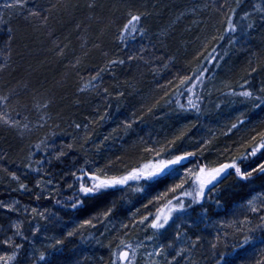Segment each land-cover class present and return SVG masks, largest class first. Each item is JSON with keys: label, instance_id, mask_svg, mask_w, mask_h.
Segmentation results:
<instances>
[{"label": "trees", "instance_id": "obj_1", "mask_svg": "<svg viewBox=\"0 0 264 264\" xmlns=\"http://www.w3.org/2000/svg\"><path fill=\"white\" fill-rule=\"evenodd\" d=\"M92 2L1 3L0 96L11 97L7 111L21 122L0 123V241L12 244L0 243V255L21 245L10 264H112L114 251L153 232L151 217L166 203L157 198L186 175L174 171L101 189L81 196L73 209L70 200L88 181L73 176L81 169L122 177L187 153L196 154L188 157L193 166L236 161L252 170L264 163V149L248 154L264 132V0H95L89 8ZM129 13L141 15L139 31L121 38ZM229 16L234 33L226 32ZM205 67L193 93L178 88L181 78ZM97 73L94 86L81 91ZM213 73L225 89L206 95ZM245 90L253 98L235 95L242 110L230 98ZM227 173L208 199L188 207L174 264H264V173L247 180ZM254 194L260 211L237 214ZM144 216L149 219L139 223Z\"/></svg>", "mask_w": 264, "mask_h": 264}, {"label": "snow or ice", "instance_id": "obj_2", "mask_svg": "<svg viewBox=\"0 0 264 264\" xmlns=\"http://www.w3.org/2000/svg\"><path fill=\"white\" fill-rule=\"evenodd\" d=\"M93 0L92 3H89L87 6L89 8L94 7ZM24 0H14L12 4H5L4 7H13V6H19L23 7ZM193 12L197 11V8L192 9ZM233 15L236 12V9L231 10ZM31 15L38 16V12H33ZM247 13H245V17H247ZM47 17H44L46 19ZM141 20V15H134L129 13V18L127 22L124 24L123 29L121 31V38L124 37L126 33H135L139 31L137 28V25L139 24ZM2 22V21H0ZM248 27L250 28L251 25L249 24ZM226 32H236V25L233 22V16H229L227 18V28ZM9 33L11 34V30H9ZM11 38V36H10ZM223 39V37H221ZM55 43V41H54ZM57 51L62 52V49L57 45ZM215 51V49H213ZM209 62L212 63L216 60L215 56H212L210 54L208 58ZM124 61H119V63H123ZM117 63V61H111L110 64ZM3 64H0V70H2ZM208 69L202 68L200 73L194 76H186L180 79L179 81V87L186 86L185 90L189 93H193L194 89L196 88L197 81L202 82L204 73H206ZM254 71V69H253ZM99 76V73H97L96 76H93L89 84H86L84 88L81 89L83 91L85 88L89 87V85L94 86L93 82L97 80ZM189 81H192L191 84H189ZM247 83V82H246ZM261 91H264L262 89ZM232 95H240L246 98H253V92L245 90L242 92H235L233 91L231 93ZM178 95H184V92H179ZM256 100H260L261 97H255ZM11 102L10 96H0V123L6 124L9 127H19L20 126V120L14 119L10 116V114L7 111V106ZM188 103L193 107L196 108L197 105L191 100H188ZM47 104L40 105L39 107L47 108ZM259 106V105H258ZM183 107V105H181ZM20 114L17 113V116ZM23 127L25 129L28 128L27 124H24ZM79 127V125H77ZM233 128L237 127V125H232ZM261 137V143L256 145L255 147H252L250 152L248 153L250 156H255L257 152H259L261 149H264V132L260 133ZM255 139V137H253ZM41 143H44L43 141ZM36 147L39 149L40 145H36ZM70 147V146H69ZM61 155H64L65 153L61 151ZM195 153H187L183 156H176L174 159L169 160H160L158 163L153 165H144L143 168H137L132 171H130L127 175L122 177H105L101 178V176L93 173L91 176L88 175L87 171H84L81 169V176H76V173H73V176L76 177L77 181H80L83 177H88L89 183H80L78 192L75 194V198L72 200L70 207L73 209L78 208L82 204L81 196H90L95 194L97 191L101 189H106L109 187H115L117 185H125L128 183V181L131 180H140L141 178L146 180H152L157 178L158 176L169 174L171 175L175 171V166L177 165H183V162L188 159V157L195 156ZM198 171H195L193 169H189L188 172L191 174L185 175V178L181 180L180 183L175 184L173 187L169 188L165 193L164 197H158L157 199H166L165 208L167 209V212L162 211L161 209H157V215L154 216L150 223V227L156 230L165 228L168 224L170 219L172 218L173 212H186L188 207H191L192 204L196 203H202L203 200L206 198V193H211L213 189L216 187V184L220 182V179L229 173H227L228 169L234 170V174L239 177L242 180H247L250 177H252L253 172H259L264 173V163H260L257 168H253L252 170H242L240 167L237 166L236 161H233L231 163H222L219 165V167L210 168L206 171V166L198 165ZM13 178L16 179L15 175L13 174ZM189 180H191V191L185 189V184L189 183ZM51 183V182H49ZM39 187V184L37 185ZM69 187H72V185H69ZM20 188L22 190H26V185L21 184ZM168 193H176V195H173L171 198H168ZM183 197H191V201H189L187 207L185 205V201ZM173 200L176 201L175 204H173ZM59 204L60 201H57ZM151 203V201H150ZM252 203L251 201L249 202ZM251 210L253 212L260 211V209H257L254 205L252 206ZM33 212L36 210L33 209ZM41 217L44 216L43 213H40ZM151 215V213H149ZM149 219V216H144L139 223L143 224L146 220ZM262 220H264V216L261 217ZM86 224H91V221H86ZM15 228L17 229L16 235H21L22 233L19 231L20 225H15ZM38 231V229H37ZM35 235V233H33ZM69 236L73 235V233L69 232ZM151 239V237H149ZM248 242V238L245 237L244 243ZM0 243L8 244L9 246H12L9 240L0 241ZM57 244L61 243L60 241L56 242ZM121 244H123V241H121ZM21 247L20 244H15L14 248L17 251H13L11 255H0V264H10L11 261H14L16 258V255L18 254V250ZM128 247H131L130 245ZM215 247V245H213ZM183 251V250H181ZM176 256H180L181 252H177L175 254ZM41 261L45 259V255L42 253L39 257ZM175 259V256L173 257ZM120 261H125L127 264H130L129 260V252L127 251H121L118 254V258L116 261H113V264H119Z\"/></svg>", "mask_w": 264, "mask_h": 264}, {"label": "rangeland", "instance_id": "obj_3", "mask_svg": "<svg viewBox=\"0 0 264 264\" xmlns=\"http://www.w3.org/2000/svg\"><path fill=\"white\" fill-rule=\"evenodd\" d=\"M13 2L14 0H0V7H1V3L5 5V4H12ZM3 5L2 7H4ZM217 74L213 73L211 78L214 80L211 83H209V85L208 84L205 85L204 93L206 95L217 93L218 91L225 89L224 87L225 83L222 80H218L216 78V76H218ZM207 82H208V79H207ZM237 96L239 97L240 95H237ZM230 99L232 101V104H234V102L242 104L243 102L241 100H236L237 97L235 95H232ZM243 105L244 104H242L241 106L242 110H243ZM233 107L234 105L231 106V108ZM256 131L257 129H255L253 133L256 134ZM188 161H189V158L183 162V165L175 166V171L178 172V173L176 172V174L181 175L182 173L183 174L186 173L187 175L190 176L191 174L188 172L189 169L198 171V167H197L198 165L197 166L190 165ZM149 165H153V164H149ZM202 165L206 166V171L210 169L208 165H205V164H202ZM215 167H219V166H215ZM228 171L229 169L227 170V172ZM190 181L191 180H189V182ZM83 183L87 184L89 183V180L88 181L84 180ZM185 189L191 191L190 185H186ZM209 194L210 193H206L205 199L209 198ZM74 198L75 196H73V199ZM183 199L187 207L186 201L191 200L192 198L183 197ZM205 199L203 200V202L205 201ZM70 201H72V199ZM250 201L252 202L251 204L249 203ZM67 202H68L67 199L61 202L63 207L69 206L66 204ZM175 203L176 201L173 200V204ZM260 203H261L260 196L258 194H254L251 198H249L246 202H244L242 205L239 206L237 210V214L243 211H252L251 210L252 206L254 205L257 208V206ZM164 206L165 204H163L157 209H161L162 211L167 212V209ZM157 209L154 211L151 217V221L154 218V216L158 214ZM190 216H191V213H190V210H188V208L186 212H173L172 218L170 219L169 224L165 228L159 229V230L153 229L152 233H150L149 231L148 236H145L146 238L142 239V242H138V243L133 242V244H129L131 247H128L129 245H127V246L118 248L116 251L113 252L112 260L116 261L118 258V254L121 251H127L129 252L130 264H174L177 260V256L175 254L177 252H182L181 249L184 245L183 244L184 240L179 236V229L182 223H187L190 221L191 219ZM149 237H151V239H149ZM133 240H135V238H133ZM1 253L3 252L1 251ZM174 256H175V259H173ZM184 257L186 258L187 254ZM113 261H112V264H113ZM187 263H188V260L186 259L185 262L183 260V262H181L180 264H187ZM119 264H127V262L120 261Z\"/></svg>", "mask_w": 264, "mask_h": 264}]
</instances>
